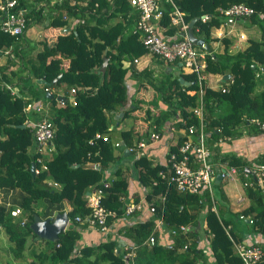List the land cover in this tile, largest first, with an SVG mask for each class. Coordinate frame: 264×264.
I'll return each mask as SVG.
<instances>
[{
  "label": "trees",
  "instance_id": "16d2710c",
  "mask_svg": "<svg viewBox=\"0 0 264 264\" xmlns=\"http://www.w3.org/2000/svg\"><path fill=\"white\" fill-rule=\"evenodd\" d=\"M19 1L27 9V27L40 17L45 5L53 2L49 10L55 12L46 26L64 28L68 25L67 17H74L78 22H74L71 31L81 27L85 36L77 37L75 31H64V41L58 50H52L42 42V49L32 56L31 49L23 50L20 39L0 30V48L13 47V58L7 56L0 64V191L20 190L19 204L26 215L22 224V219L11 216L10 211L0 205V229L9 242L8 248L0 250V264H13L10 259L4 263L9 252L13 258L23 259L29 247L31 259L25 257L21 264H243L225 230L230 225L219 210L217 213L211 210L207 192L180 193L168 183V178L159 175L161 171L169 174L168 166L152 165L145 154L135 157L132 164L137 180L146 190V200L157 203V197L164 196V207H157V216L162 217L163 224L170 228L187 225L186 234L173 237L174 246L168 249L162 242L154 246L145 243L154 225L152 218L126 226L122 234L136 246L132 262L125 258L129 249L124 248L123 241L124 246L116 240L78 246L81 235L75 217L89 213L87 191L103 186V172L116 160L114 133L110 126L120 119L118 112H123L124 118L138 109L132 98L128 102V73L137 82L154 89L157 98L151 104L161 101L166 105L154 119L155 131L159 130V124L176 119L177 115L178 129L198 125L192 108L198 104L199 94H188V91L198 90L196 76L183 71L175 74L167 69L160 77H155L151 68H140L139 62H134V58L140 59L146 50L139 40L140 34L133 32L139 11L129 0H89L87 6L77 9L70 6L68 0H35L36 5L31 9L24 0ZM240 2L253 8L254 13L245 19L256 26L259 37H249L246 46L234 53L229 52L230 42L224 37V51L207 55V73H229L234 82L224 93L204 86L202 102L210 149L219 161L227 162L243 175L253 165L264 164V151L248 161L233 153L221 154L216 145L227 137L240 136L244 130L264 133V129L249 121L256 118L264 122V0H175L185 13L186 22L199 18L193 32L210 48L211 42L217 40L211 33L223 21L219 9ZM164 9L160 23L166 28L164 33L171 36L178 27L171 24L173 10L170 4H164ZM204 15H208L209 20L202 21ZM104 54L108 63L99 73ZM63 59L69 60L67 68ZM166 63L178 67L179 61ZM179 76L183 78L182 83ZM41 79L45 83H39ZM2 84L11 85L14 93ZM52 87L62 88L63 106L57 105L58 94L51 90ZM72 88L75 89L72 94L75 104L68 97ZM45 89L52 91L54 96L48 98ZM41 99L51 102L49 119L54 125V137L50 146L52 143L54 151L52 158L46 161L47 169L32 175L30 164L35 162L40 167L37 159L42 158L36 150L32 128V121L42 118L39 116L42 112L35 109ZM29 104L33 106L26 111ZM148 117L151 118L149 113ZM97 133L107 136L108 140L96 138ZM121 136L127 146L139 141L130 130L122 132ZM182 140L178 137L177 142L169 146L168 157L171 153L178 154ZM48 180L57 182L60 187L49 186ZM111 180L105 189L103 205L122 215L129 195L128 182L119 168L112 172ZM247 190L252 201L242 213L251 216L253 230L264 236L263 200L255 194L254 188ZM133 198L135 201L140 199L138 195ZM63 200L71 206L67 212L71 224L55 240L39 237L32 229L34 216L42 214L39 208L46 209L48 204L60 206ZM200 229L205 235L208 252L200 245ZM228 232L239 241L231 226ZM30 240H33V246H29ZM184 244L187 245L185 249ZM256 264H264V257Z\"/></svg>",
  "mask_w": 264,
  "mask_h": 264
},
{
  "label": "built area",
  "instance_id": "2783aa9c",
  "mask_svg": "<svg viewBox=\"0 0 264 264\" xmlns=\"http://www.w3.org/2000/svg\"><path fill=\"white\" fill-rule=\"evenodd\" d=\"M70 6L79 8L87 6L89 0H68ZM134 9L139 11V17L133 25V32L140 34V41L143 44L148 54L159 57L166 62L180 61L185 67H187L188 73H194L196 76V83L198 90L188 91V94H199L198 104L192 108V112L198 118V125H189L183 130L182 142L178 148V154L171 153L168 158V172L161 171L159 175L161 178H168V183L173 184L177 191L182 194H202L207 192L210 202L212 204L211 210L217 213L215 195V175L218 173L215 166V162L212 160L213 151L210 149L208 143V135L205 131L204 123V110L202 102V94L204 93V86L212 89H218L221 92H227L229 87L234 82L233 77L230 75L224 83L212 86L207 83L208 73L206 71V57L211 52L207 51L203 45H197L193 43L188 36V22L185 21V13L181 11L175 3V0H129ZM164 4H170L173 13L171 15V24L178 27V30L174 35L168 36L164 32L166 28L161 25V20L164 14ZM97 6V4H95ZM0 30L3 33L18 39L20 35L25 31L27 27L26 12L27 9L20 4L19 0H0ZM219 13L222 15V22L219 27L214 29V37L222 39L224 37H230L233 34V27L237 21L245 19L254 13L253 8L240 2L234 3L225 9H219ZM66 18V16H65ZM202 21L209 20L208 15H204ZM237 35V34H236ZM239 39H245L243 33H239ZM13 47L4 46L0 48V56H9L13 58ZM134 62H139L137 58H134ZM258 75V74H257ZM11 93L14 90L9 84H2ZM48 91L47 89H45ZM73 94L75 89H71ZM75 104L74 99H72ZM61 105H64V101H60ZM32 105H27V108H31ZM39 111L40 107H36ZM249 121L255 124L259 129H264V122L256 118L249 119ZM34 130V137L37 143L38 151L41 153H50L53 149L50 142L54 137V125L52 122L41 119L32 123ZM96 138H102L104 141L108 140L104 135L97 133ZM149 139L158 140L160 135L155 131V125L152 126V130L149 133ZM221 141V140H220ZM148 141L141 139L137 144L127 146L129 151H134L136 156L139 157L142 154L143 149L146 147ZM114 147L120 146V142L115 141ZM41 159H38L40 162ZM45 168V166H44ZM220 172V171H219ZM238 170L230 166L228 171L229 178L236 175ZM221 174H225V170L221 171ZM110 186L109 181L103 182V187L94 189L88 196L87 206L90 212L84 217L76 216V220L80 223H86L90 227L99 229L101 232H107L111 223L119 218L118 213L115 210L106 208L102 200L105 195V188ZM242 186L244 189L250 187L257 189L264 187V164L253 165L243 174ZM158 202H149L147 209L151 214H155L157 207L160 205L164 207V196L157 197ZM144 208V200L138 202L130 201L125 204L124 215H132L133 213L141 212ZM20 209L16 208L10 210L12 216L18 215ZM240 220H247L252 223V219L244 214L239 215ZM111 220V223L109 222ZM163 225L162 217L157 216L154 220V227L151 235L145 240L149 246H154L157 243L155 236V230ZM230 226H226L225 230L233 243L235 252L241 258L243 264H256L264 257V249L258 244H245L239 241H235L229 234ZM172 237L180 234H186L188 226L181 224L176 228L169 229ZM168 249L173 248V240L165 243ZM184 249L187 245L184 244ZM183 248V247H182ZM132 256V253L128 254Z\"/></svg>",
  "mask_w": 264,
  "mask_h": 264
},
{
  "label": "crops",
  "instance_id": "0c3cea01",
  "mask_svg": "<svg viewBox=\"0 0 264 264\" xmlns=\"http://www.w3.org/2000/svg\"><path fill=\"white\" fill-rule=\"evenodd\" d=\"M54 4L53 2L51 3ZM45 5V8L41 12L40 17H36V21L29 25L24 31L23 35L20 37V44L24 51L31 49V55L34 56L39 50L42 49V42H46L47 45L52 50H58L61 44L64 41V31H71L74 29V22H78L75 18L71 17L68 19L67 26L64 27L63 31L61 28L57 27H48L46 24L49 22L50 17L53 12L49 10V7ZM234 31L230 37H226L229 40V52L234 53L239 49H242L246 46L249 37H257L259 36V31L254 25H250L247 20H240L233 27ZM77 37L85 36V31L80 27L77 31L74 32ZM243 33L245 35V39H239L238 34ZM237 34V35H236ZM224 39V38H223ZM212 52L222 53L224 51V44L222 39H217L216 41L211 42ZM59 56V55H58ZM139 60V67L148 66L154 71L155 77H160V73L163 70L170 69L175 74H179L182 72L181 67L183 65L179 62L178 67L173 68L169 63L162 62L159 58L153 57L149 54H144ZM165 63V64H164ZM63 64L67 68L69 64L68 59H63ZM187 73V71H185ZM211 76V81L207 83L212 86H217L223 82V75L221 74H213L210 73L207 78ZM181 77V76H179ZM126 83L128 85V93H129V101L131 102V98L134 100L135 104H138V109L132 111L128 116L122 118L120 114L123 112H118L117 115L120 117L115 124L111 125L112 132L114 133L113 141L120 142V146L114 149V154L116 155V160L104 170L105 178H110L112 176V172L115 169H121L123 172V177H126L128 182V191H129V199L133 198L134 195H138L140 198H144L146 190L140 185L137 180L136 170L133 168V160L136 157L134 152L125 151L126 143L124 142L123 137L121 136L122 132H126L130 130L134 136H138L139 140L146 139L148 141L146 147L143 149V153L147 156L148 160L152 162V165L160 164L163 166H168V149L169 146L176 142V139L182 136L183 128L176 127V120L178 115L175 116L176 119H169L165 121L163 124H159V130L156 132L159 133L160 138L158 140L149 139V133L152 130V126L154 125V119L160 114L162 110L166 109V105L161 101H158L154 104H151L152 100H156V93L154 89L146 84L137 82V80L128 73L126 77ZM187 83V82H186ZM185 83V84H186ZM51 90L53 92H57L58 95L63 94L62 88L57 89L56 87H52ZM40 110L38 112H42L39 116L48 118L50 115V104L49 100L41 99L39 100ZM57 105L59 106L58 102ZM148 113L149 116L148 117ZM138 141L133 142L132 144H136ZM221 154H236L237 156H241V158H245L246 160L254 159L259 153L264 151V133H254L253 130H244L240 136L236 137H228L227 139H222L216 145ZM213 160L215 162V166L217 168V172L221 173L222 170H225V174L222 175L221 180L218 183H215V195H216V207L219 210L221 216L227 220L228 224L233 228L234 234L238 240H242L243 242L248 244H264V236L252 229V224H250L247 220H240L238 215L241 214L242 209L247 208L251 203V198L248 196V190L244 189L242 186L243 175L237 172L236 175L229 178L228 171L230 166L227 162H221L216 158L215 153H213ZM220 171V172H219ZM229 178L232 182L229 190H225L223 188L218 187V185H222L224 178ZM256 195H260L261 199L264 203V187L254 189ZM21 191L17 188L14 190H5L0 191V205H3L7 210L13 208H20L22 210L20 203ZM139 201V200H138ZM56 204V203H55ZM42 211V214L37 215L42 220L53 218L56 214L60 212L67 213L71 206L68 201L63 200L60 206L47 205L45 208H39ZM38 209V210H39ZM49 211V212H47ZM250 216V215H249ZM154 216L148 211L147 205L144 203V208L141 212L135 213L132 216H121L115 221L112 222L107 232H100L97 229L88 228L86 226H78L77 230H79L81 238L78 242V246L83 244L93 245L99 244L101 242H105L107 240H116L120 243L121 246L125 244L130 245V240L123 236L124 228L126 226H130L136 223L144 222ZM20 219H25L26 215L24 211H22L17 217ZM204 226V225H203ZM2 230L0 229V232ZM159 238L158 240L162 243L169 242L171 240L169 230L166 227H162V230L158 229ZM200 245L203 246L207 251L206 247V239L205 235L200 229ZM39 240V239H38ZM123 241L124 243H122ZM3 240L0 236V250L2 249ZM33 240L29 241V246H33ZM39 245L38 242L35 244ZM7 246H9V242L7 240ZM8 248V247H7ZM29 250L25 251L24 256L27 260L29 258ZM6 259L4 263L7 262L8 259L13 264H21L24 262L23 259H15L11 256V253L5 255Z\"/></svg>",
  "mask_w": 264,
  "mask_h": 264
},
{
  "label": "water",
  "instance_id": "95a60500",
  "mask_svg": "<svg viewBox=\"0 0 264 264\" xmlns=\"http://www.w3.org/2000/svg\"><path fill=\"white\" fill-rule=\"evenodd\" d=\"M198 17H194L192 18L188 25V36L190 38V40L197 44V45H203V47L210 51V46L201 38H197L194 33H193V26L195 24V22L198 20ZM103 61L102 64L98 70L99 73L103 72L107 66L108 63V58L106 57V55L104 54L102 57ZM230 76L229 73L224 74L223 79H226ZM179 81L182 83L183 82V78L179 77ZM39 83H45L44 79H41L38 81ZM188 84V82L186 83ZM46 96L48 98H52L53 94L47 92ZM58 99H60V96H57ZM64 99V98H63ZM121 116L123 114H120ZM21 127H24V124L21 125ZM128 151V150H125ZM35 169V163L32 162L30 165V171L31 174L34 175ZM248 170V169H247ZM222 176L221 173H218L215 175V183H218L221 180ZM88 194V192H87ZM67 215L65 213H58L52 220L51 219H45L42 220L40 217L35 216L34 217V223L32 224V229L37 233V235L41 238H46L49 240H55L58 237V234L64 230L66 222H67Z\"/></svg>",
  "mask_w": 264,
  "mask_h": 264
},
{
  "label": "clouds",
  "instance_id": "9594fccd",
  "mask_svg": "<svg viewBox=\"0 0 264 264\" xmlns=\"http://www.w3.org/2000/svg\"><path fill=\"white\" fill-rule=\"evenodd\" d=\"M69 18H71V17H67V20L69 19ZM74 18V17H73ZM243 20V19H242ZM27 28V27H26ZM26 30V29H25ZM213 31H214V29H213ZM24 33V32H23ZM194 33V32H193ZM195 35V34H194ZM22 35H20V37H21ZM196 36V35H195ZM20 37L18 38V39H20ZM197 37V36H196ZM198 38V37H197ZM215 38V37H214ZM202 39V38H201ZM215 39H218V38H215ZM223 39V38H222ZM140 40V39H139ZM204 40V39H203ZM141 42V41H140ZM208 51V50H207ZM209 52H212V49L210 48V51ZM146 54H148L147 53V51H146ZM149 55H151V54H149ZM151 56H153V55H151ZM156 57V56H155ZM159 58V57H158ZM180 62V61H179ZM181 63V62H180ZM182 64V63H181ZM183 65V64H182ZM184 66V65H183ZM224 76V75H223ZM227 79V78H226ZM226 79H223V82L222 83H224L225 82V80ZM46 92H49V93H51V94H53L52 93V91L50 92L49 90L48 91H46ZM63 95V94H62ZM62 95H58V96H60L61 98L60 99H58L57 98V102H58V104H59V106H63V105H61L60 104V101H64L65 102V100L63 99L64 97H62ZM54 96V95H53ZM69 99L72 101V99H74V97L72 96V93L70 92V94H69ZM32 105V104H31ZM33 106V105H32ZM39 106V105H38ZM37 105L35 106V109H36V107H38ZM40 107V106H39ZM29 109H31V108H25V110L26 111H29ZM38 112V111H37ZM41 119H46V120H48V121H50V119H49V117L48 118H46V117H42ZM40 119V120H41ZM177 119H179V118H177ZM51 122V121H50ZM32 123H34V121H32ZM53 124V123H52ZM32 128H33V125H32ZM185 128H183V130H184ZM34 131V130H33ZM180 137H182V136H180ZM35 138V137H34ZM228 138V137H227ZM226 138V139H227ZM177 140H178V138L176 139V142H177ZM36 141V140H35ZM140 141V140H139ZM138 141V142H139ZM137 142V143H138ZM175 142V143H176ZM114 143V142H113ZM136 143V144H137ZM174 143V144H175ZM51 145H52V143H51ZM132 145H134V144H132ZM131 145V146H132ZM52 147H53V145H52ZM119 147V146H118ZM118 147H115V148H118ZM125 148H126V150H128L129 151V149L127 148V145L125 146ZM36 150L38 151V148H37V143H36ZM53 151H54V147H53V149H52V151L48 154H46V153H41V152H39V153H41L42 154V158H38V159H41V161L40 162H38V159H37V162L39 163V164H41V166L40 167H38V166H36V164H35V169H34V172H35V174H37V173H39L41 170H45V169H47V166H46V161H48V160H50L51 158H52V154H53ZM129 152H134V151H129ZM135 153V152H134ZM214 153V152H213ZM142 154H145V153H143V151H142ZM141 154V155H142ZM140 155V156H141ZM135 156H136V154H135ZM137 157V156H136ZM169 158V157H168ZM212 160H213V155H212ZM214 161V160H213ZM35 163V162H34ZM31 165V164H30ZM44 166H45V168H44ZM218 174V173H217ZM112 179V176L110 177V178H103V182L104 181H109L110 182V184H111V180ZM214 182H215V180H214ZM47 184L49 185V186H52V187H55V188H59L60 187V184H58L57 182H55V181H51V180H48V182H47ZM101 187H103V186H101ZM96 188H99V187H96ZM96 188H92L90 191H87L88 192V194L86 193V206H87V199H88V196H89V194L94 190V189H96ZM105 189H107V188H105ZM247 190V189H246ZM104 192H105V190H104ZM125 199V198H124ZM144 200V203L147 205L149 202H148V200H146V198H145V196H144V198H140V199H138V200ZM130 201H133V202H138V201H135L134 200V198H130L129 199V197L127 198V202L126 203H128V202H130ZM157 202H158V200H157ZM102 203H103V200H102ZM154 203V202H153ZM87 208H88V206H87ZM14 209H16V208H13V209H8V211H10V210H14ZM18 209H20V208H18ZM125 209V208H124ZM143 210V209H142ZM22 211H24L23 209L21 210L20 209V212L18 213V215L22 212ZM25 212V211H24ZM89 212H90V210H89ZM157 212V211H156ZM60 213H65V212H60ZM135 213H139V212H135ZM135 213H133V214H135ZM11 214V213H10ZM66 215H67V213H65ZM132 214V215H133ZM241 214H243L242 212H241ZM18 215H16V216H14V217H17ZM57 215V214H56ZM55 215V216H56ZM87 215V214H86ZM119 215V214H118ZM132 215H129V216H132ZM154 217L152 218L153 219V222H154V220H155V218L157 217V214L155 213V214H152ZM240 215V214H239ZM239 215H238V218H239ZM12 216V215H11ZM35 216H37V214L35 215ZM34 216V217H35ZM54 216V217H55ZM121 216H128V215H124V214H122V215H119V217H121ZM249 216V215H248ZM247 216V217H248ZM53 217V218H54ZM80 217H84V216H80ZM250 218H251V216H249ZM53 218H48V219H53ZM67 222H66V225H65V228H64V230L71 224V220H70V218L68 217V215H67ZM17 219V218H16ZM18 219H20V218H18ZM25 220H26V218L24 219H22L21 220V223L23 224L24 222H25ZM45 220V219H44ZM246 221V220H245ZM75 222H77V226L76 227H78V226H86V227H88V228H93V229H97V228H94V227H90V226H88L86 223H80V222H78L77 220H76V217H75ZM109 222L111 223V220H109ZM112 224V223H111ZM251 224V223H250ZM181 225V224H180ZM204 225V224H203ZM187 226V225H186ZM153 227H154V225H153ZM162 227H166L167 228V230H169L170 229V227H167V226H165L164 224L162 225V226H160V228H158V229H160V230H162ZM171 228H176V227H171ZM158 229H156L155 230V236H156V233H157V236H156V239H157V243L158 242H160L159 240H158V238H159V232H158ZM188 229H189V227H188ZM97 230H99V229H97ZM152 230H153V228L151 229V232H152ZM100 231V230H99ZM101 232V231H100ZM170 235V237H171V240H173V237L171 236V234H169ZM181 235V234H180ZM176 236H174V238H175ZM156 243V244H157ZM155 244V245H156ZM165 244V243H164ZM258 245H260V244H258ZM261 246H263V245H261ZM124 248H128L129 249V253L128 254H130V253H132V256L130 257V256H128V254H126V256H125V258L127 259V261H129V260H131V262H132V258H133V256H134V254H135V248H136V246H134V244H132L131 245V243H130V245H125L124 246ZM264 249V248H263ZM128 263V262H127ZM199 264V263H198Z\"/></svg>",
  "mask_w": 264,
  "mask_h": 264
},
{
  "label": "rangeland",
  "instance_id": "374dc122",
  "mask_svg": "<svg viewBox=\"0 0 264 264\" xmlns=\"http://www.w3.org/2000/svg\"><path fill=\"white\" fill-rule=\"evenodd\" d=\"M24 1L26 2V5H27V8H28V9H31L33 6L36 5V1H35V0H24ZM244 20H246V19H244ZM239 21H240V20H239ZM63 29H64V28H61L62 31H63ZM211 37L214 38V31H212V33H211ZM254 37H255V36H254ZM257 37H259V36H257ZM5 58H6L5 56H0V64H1V62H3V60H4V61L6 60ZM160 60L162 61V59H160ZM162 62H163V61H162ZM164 62H165V61H164ZM164 64H165V63H164ZM171 66H172L173 68H175V65L171 64ZM181 69H182L183 72L187 71V67H185V66L181 67ZM208 75H209V73H208ZM207 80H208V82H210V81H211V76H209V78H208ZM113 136H114V135H113ZM115 156H116V155H115ZM109 167H110V166H109ZM104 174H105V172H103V177H104V176H107V175H104ZM231 184H232V182H231L230 179L227 177V178H224V179H223V183H222V185H218V187L223 188V189H225V190H229ZM252 229H253V228H252ZM0 236H1V239L3 240V243H2V249H6V248L8 247V246H7V237H6V235L4 234L3 231L0 232ZM239 242L245 243V242H243V238H242V240L240 239ZM206 244H207V242H206ZM245 244H248V243H245ZM261 245H264V244H261Z\"/></svg>",
  "mask_w": 264,
  "mask_h": 264
},
{
  "label": "bare ground",
  "instance_id": "6f19581e",
  "mask_svg": "<svg viewBox=\"0 0 264 264\" xmlns=\"http://www.w3.org/2000/svg\"><path fill=\"white\" fill-rule=\"evenodd\" d=\"M169 233H170V231H169ZM167 243V242H166Z\"/></svg>",
  "mask_w": 264,
  "mask_h": 264
}]
</instances>
